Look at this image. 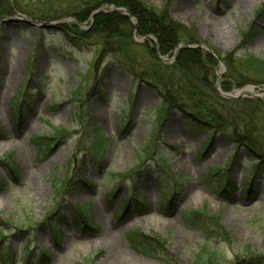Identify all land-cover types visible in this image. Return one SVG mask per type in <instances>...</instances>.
<instances>
[{
    "label": "rangeland",
    "instance_id": "rangeland-1",
    "mask_svg": "<svg viewBox=\"0 0 264 264\" xmlns=\"http://www.w3.org/2000/svg\"><path fill=\"white\" fill-rule=\"evenodd\" d=\"M144 2L191 29L197 43L188 48L264 58V0ZM111 6L91 19L119 12ZM57 26L22 12L0 16V264H264V173H252L248 152L178 113L163 119L151 85L135 82L113 54L95 60L98 47L71 45ZM151 37L135 29L137 44L156 43ZM97 136L101 159L90 151ZM207 217L228 234L212 233ZM131 232L156 249L140 252Z\"/></svg>",
    "mask_w": 264,
    "mask_h": 264
},
{
    "label": "trees",
    "instance_id": "trees-1",
    "mask_svg": "<svg viewBox=\"0 0 264 264\" xmlns=\"http://www.w3.org/2000/svg\"><path fill=\"white\" fill-rule=\"evenodd\" d=\"M55 1L0 0V16L22 12L41 21L57 20L59 26L56 28L68 43L80 49L98 47L95 60L113 54L129 68L135 82L151 85L161 99L163 119L178 113L185 125L219 134L232 143L236 151L244 149L248 152L253 160V174L264 173V102L258 98L223 97L216 88L215 74L218 57L226 66L220 83L223 92L249 84L264 88V58L251 52L238 55L234 51L215 50L214 55L200 48L183 47L174 62L166 63L162 57H172L179 44L197 43L191 29L175 20L168 7L157 8L144 0H67L66 5H63V0H58L59 6L54 7ZM110 5L127 8L136 25L122 13L110 10L100 11L91 19L97 9ZM66 18L72 20L61 22ZM84 23L90 27L82 28ZM135 29L140 36L152 35L157 42L146 40L137 44L134 41ZM137 48L144 53L145 64L138 60ZM17 106L21 108L20 104L12 103V107ZM104 139L97 136L93 140L90 151L98 159L105 154ZM7 168L13 175L12 179L16 180L17 167L8 163ZM225 187L222 194L230 191L229 184ZM86 209L78 206L79 219L85 217ZM202 214L192 212L190 217H204ZM205 222L212 228V233L228 234L216 218L207 217ZM129 239L142 253L148 254L156 249L148 236L131 232Z\"/></svg>",
    "mask_w": 264,
    "mask_h": 264
},
{
    "label": "water",
    "instance_id": "water-1",
    "mask_svg": "<svg viewBox=\"0 0 264 264\" xmlns=\"http://www.w3.org/2000/svg\"><path fill=\"white\" fill-rule=\"evenodd\" d=\"M111 8L115 11H119V12H123L124 14H126L128 17H130L131 21L134 23V18L129 15V13L127 12L126 9L124 8H116L114 6H111ZM98 12V11H97ZM96 12V13H97ZM10 19H13V18H10ZM29 22H32V23H37L38 21L36 20H32V21H29ZM50 24H54L52 22H49ZM153 38V37H151ZM179 47H195V46H191V45H187V44H184V43H181L178 45V47L176 48V51L178 50ZM165 60V58H163ZM221 64V63H219ZM216 87L217 89L220 91V93L226 97V98H237V97H254V98H259L261 100L264 101V94L263 93H253L254 91V87L253 86H247L245 87L244 89H241L239 91H235V92H223L221 91V88H220V81H219V78L217 79V82H216ZM244 91H249V93H246Z\"/></svg>",
    "mask_w": 264,
    "mask_h": 264
},
{
    "label": "bare ground",
    "instance_id": "bare-ground-1",
    "mask_svg": "<svg viewBox=\"0 0 264 264\" xmlns=\"http://www.w3.org/2000/svg\"><path fill=\"white\" fill-rule=\"evenodd\" d=\"M113 254H114V257H116V259H118L120 257V255H119L120 254V250H119V248H118L117 245L114 246V252H113ZM117 262H118V264H122L120 262V259H118Z\"/></svg>",
    "mask_w": 264,
    "mask_h": 264
}]
</instances>
